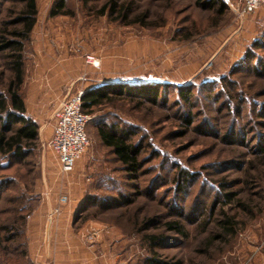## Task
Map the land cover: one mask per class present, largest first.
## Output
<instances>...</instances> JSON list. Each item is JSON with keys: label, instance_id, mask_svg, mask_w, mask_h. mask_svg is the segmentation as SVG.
Masks as SVG:
<instances>
[{"label": "rangeland", "instance_id": "rangeland-1", "mask_svg": "<svg viewBox=\"0 0 264 264\" xmlns=\"http://www.w3.org/2000/svg\"><path fill=\"white\" fill-rule=\"evenodd\" d=\"M58 1L37 0V23L24 43L19 92L39 126L38 141L24 145L20 158L0 151V264H147L152 257L166 264H264V8L241 17L238 0H126L134 10L127 21L144 24L127 26L99 13L106 0H64L68 14L53 16ZM23 6L0 0V96L8 97L15 76L1 45L18 40L9 32L21 28L14 21ZM87 55L99 66L87 64ZM78 76L118 88H161L156 101L118 95L94 109L74 183L50 149L60 106L48 102L47 86ZM85 83L74 82L72 94ZM181 90L194 94L191 105ZM102 121L137 132L136 176L102 144ZM180 170L193 179L179 185ZM46 194L82 198L87 209L77 210L67 231L50 232L47 244L41 237L35 250L31 212L17 210H34ZM227 194L236 199L219 206ZM87 196L96 198L94 206ZM225 214L238 220V233L208 247ZM21 216L26 227L18 232L12 226ZM172 221L189 237L168 231ZM152 235L166 240L153 249Z\"/></svg>", "mask_w": 264, "mask_h": 264}, {"label": "trees", "instance_id": "trees-1", "mask_svg": "<svg viewBox=\"0 0 264 264\" xmlns=\"http://www.w3.org/2000/svg\"><path fill=\"white\" fill-rule=\"evenodd\" d=\"M17 1L24 5L20 11V16L14 21L18 23L21 28L9 33L18 40H5V42L1 45V49L10 51L8 57L10 60L11 69L15 76L8 86V97L0 96V110L3 112L0 122L2 120L4 121V124L1 128L2 131L0 132V151L5 154L12 155L14 158L22 157L25 154L24 145L36 143L39 137V126L37 122L32 119V117L27 115L25 101L19 92L24 78V43L29 39L30 34L37 23L38 6L37 0ZM132 6L133 4L131 1L126 2V0H106L99 13L101 15H106L108 12L110 16L118 17V19L127 26L140 24L144 26L140 18H137L132 22L127 21L134 13ZM65 8V1H58L55 8L52 10V15H67L68 12H64ZM259 48L260 46H258V49ZM160 88V85L158 86L149 84L137 88H123V86H119L118 88L114 85H100L93 89L87 90L83 94L82 110L84 113L90 115L93 113L95 108H98L106 103L113 102L118 95H125L128 96V98L136 96L140 97V99L156 101L160 96ZM179 95L186 104L191 105L192 98L194 97L192 92H183V90H181ZM187 122L188 124L192 123L190 121ZM96 128L98 136L105 148L109 149L110 153L115 157V160L125 167V169H127L129 175L136 176L142 168V160L140 158L142 146L141 144H136L133 140L137 132L131 131L127 126H121L116 123H109L105 121L99 122L96 125ZM262 154H264V149L262 150ZM176 179L179 185H185V182L193 179V175L184 170H180L177 172ZM221 185L224 184L222 183ZM21 197L25 198L24 196ZM89 197L90 196H87L85 199H87L89 204L94 206L96 204V198ZM223 197L224 202H220L219 204V206L223 205V207L232 203L236 199V196L228 194ZM122 205L127 204L126 202H123ZM240 207L244 210V212H250L248 206L241 204ZM103 208H110V206H103ZM81 209V213H83V211H85L87 208L83 209L80 204L78 211H81ZM17 211L21 214H24L26 212H32L33 208L30 209L29 206L27 207L23 204V206ZM212 215H214V212L208 216V219H210ZM25 218L26 216H21L19 219V226L13 224L14 226L12 227L18 232L24 231L26 227ZM207 222H205L207 225L212 223L210 222L208 224ZM150 223V221L145 222L144 227ZM217 225L219 231L216 234H212V237L208 241V247L210 243L223 241L224 239L228 238L229 240L227 242H229L231 237L235 236L239 231V222L236 220L235 216L232 217L225 214L224 218L217 222ZM166 227L167 230L172 233L181 235L182 237H189L185 226H183L180 221L169 222L167 223ZM165 240L166 239L164 237L160 236L152 235L148 237V242L153 249L163 245ZM147 264L166 263L160 262L156 257H152L147 260ZM174 264L181 263L175 262Z\"/></svg>", "mask_w": 264, "mask_h": 264}, {"label": "built area", "instance_id": "built-area-1", "mask_svg": "<svg viewBox=\"0 0 264 264\" xmlns=\"http://www.w3.org/2000/svg\"><path fill=\"white\" fill-rule=\"evenodd\" d=\"M264 8V0H238V13L241 17L254 14ZM86 63L94 67L99 64L91 55L86 56ZM84 91L63 100L59 109L57 122L49 143L55 154L60 170L63 174L72 173L76 164L83 158L90 147L87 126L92 116L82 110V96ZM68 197L60 198V205L68 203ZM61 213L60 206L54 208L50 218H56ZM94 235L90 238L93 239Z\"/></svg>", "mask_w": 264, "mask_h": 264}, {"label": "crops", "instance_id": "crops-1", "mask_svg": "<svg viewBox=\"0 0 264 264\" xmlns=\"http://www.w3.org/2000/svg\"><path fill=\"white\" fill-rule=\"evenodd\" d=\"M70 62H66V64H69ZM77 69H72V72H76ZM62 74H67V70L65 69ZM79 80V81H78ZM59 83L56 85H48L50 89V93L47 95L48 102H50L53 105H61L63 100L66 98L75 95L74 93L72 94V90L74 87V82L79 83L81 81H84L85 85H87L84 89V91H87L89 89H93L97 86H100L101 84L96 83H90L92 79L88 80H80V77L78 76L75 81H70L67 84H63L65 79L63 77H58ZM62 84H61V83ZM106 82H113L112 80H108ZM26 108H27V103L25 102ZM28 115V113H27ZM32 117V116H31ZM57 122V121H56ZM55 122V124H56ZM55 126V125H54ZM54 130V128H53ZM53 135V133H52ZM52 137V136H51ZM81 166V163L78 162L76 164V167L74 171L76 172ZM73 171V172H74ZM72 172V182L75 181V173ZM71 178V177H69ZM75 183V182H74ZM50 194V193H49ZM49 194H46V196H41L39 198L38 205L34 208V210L31 212L30 215V220L28 222V230L29 233L35 238L33 241V245L35 244L34 249L36 250L39 248V242H41V237H44L46 243L49 238V233L52 232L53 230L64 232L67 231L72 227V217L75 216L80 203H82L83 199L82 198H72V196H67L69 202L63 205H60V198L62 196H50ZM60 206L61 208V213L54 219L50 218V215L52 214L54 208ZM39 238V239H38ZM47 244V243H46Z\"/></svg>", "mask_w": 264, "mask_h": 264}]
</instances>
